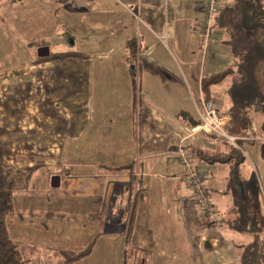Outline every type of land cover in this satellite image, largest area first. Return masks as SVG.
Instances as JSON below:
<instances>
[{"label":"crops","instance_id":"0c3cea01","mask_svg":"<svg viewBox=\"0 0 264 264\" xmlns=\"http://www.w3.org/2000/svg\"><path fill=\"white\" fill-rule=\"evenodd\" d=\"M203 1L0 0V127L14 195L8 231L35 264H60L58 251H80L93 240L92 252L72 264H122L131 173L143 190L130 242L148 264H238V245L252 235L228 221L260 219L262 185L244 166L258 148L242 143L264 142V107L251 111L238 167L194 155L229 148L191 126L200 119L203 78L232 61L218 21L207 44L199 33ZM129 40L138 49L135 80ZM35 45L82 56L35 62L44 57ZM229 82L210 88L223 112L231 106ZM181 145L210 193L212 226L201 223L183 179L189 168ZM129 163L133 170L114 169ZM34 165L40 167L26 178Z\"/></svg>","mask_w":264,"mask_h":264},{"label":"trees","instance_id":"16d2710c","mask_svg":"<svg viewBox=\"0 0 264 264\" xmlns=\"http://www.w3.org/2000/svg\"><path fill=\"white\" fill-rule=\"evenodd\" d=\"M59 1L61 3L67 2V0ZM217 21L228 32L225 43L231 49L232 61L225 70L203 78V93L205 98L210 100L211 86L230 77L225 93L231 100V106L229 111L225 113H230L232 119L226 125V130L232 135L249 137L250 135L245 134V130L252 123L251 111H254L255 108L262 109L264 107V0H235L233 3L222 5L214 18V25L217 24ZM128 47L131 70L135 80L136 72H134L135 65L133 64L138 49L135 41L131 40L128 42ZM69 56L82 55L71 51L51 52L47 56L38 57L35 62L44 60L61 61ZM200 121V119L193 120L191 126H197ZM231 124L233 127H231ZM235 126H238V129ZM245 140L247 139L240 140L238 146L225 140L229 147L227 151L210 152L203 148H197L194 155L209 164L226 163L235 164L238 167L239 162L241 164L245 160L241 147V142ZM38 167L40 165L26 168L28 171L26 178H30L32 172ZM133 167L134 164L129 163L114 169L133 170ZM6 170L7 163L0 127V264H35V261L9 235L8 217L14 211V195L13 190L7 184ZM67 170L70 173L72 168ZM253 180V177L248 179L249 185L252 184ZM142 182V178H137L131 173L122 264H148L147 254L130 242L138 195L143 190ZM253 194L254 191H248V196L252 199L256 196ZM258 206L259 220L236 219L228 221L232 228L239 231H249L252 235L250 241L238 245V264H264V203L262 199L258 201ZM200 221L205 226L214 224L210 216L202 213L200 214ZM94 244L95 240L80 251H58L60 264H72L82 260L92 252Z\"/></svg>","mask_w":264,"mask_h":264},{"label":"built area","instance_id":"2783aa9c","mask_svg":"<svg viewBox=\"0 0 264 264\" xmlns=\"http://www.w3.org/2000/svg\"><path fill=\"white\" fill-rule=\"evenodd\" d=\"M220 9V0L203 1L202 18L198 30L206 44L211 39L214 31V18ZM198 112L201 121L195 129H199L207 134H215L221 139L237 146L239 145L238 142L240 140L249 138L228 133L226 125L232 119L231 114L219 110L211 100L202 97L200 106L198 107ZM179 153L181 161L189 168V171L183 176V179L188 182L189 186L192 188L200 212L207 216H211L214 209L208 188L203 184L201 178L196 174V171L192 169L191 161L184 146L181 145L179 147Z\"/></svg>","mask_w":264,"mask_h":264},{"label":"rangeland","instance_id":"374dc122","mask_svg":"<svg viewBox=\"0 0 264 264\" xmlns=\"http://www.w3.org/2000/svg\"><path fill=\"white\" fill-rule=\"evenodd\" d=\"M36 33H37V30L35 29ZM39 32H42L39 30ZM50 38V37H49ZM47 40H50V42L52 41V45H51V49L53 51L56 50V38L52 37V40L51 39H47ZM54 40V42H53ZM41 42V41H40ZM34 48L38 51L39 50V47L37 45L34 46ZM173 54V53H172ZM252 130L256 131L255 133H259V129L254 126L251 128ZM264 133V132H263ZM242 143V142H241ZM255 145L252 147L251 145L248 147L247 146V143H242V145H244L247 149L248 148H258V152H257V156H254V155H251L250 154V158H247L246 161L244 162V166H246L247 169L250 170L251 174L253 175V173L257 176V179H259L260 181V184L262 185L261 186V196L263 197L264 196V153L262 152L263 150V147H264V142L262 141H255ZM54 176V175H53ZM53 176L51 177V179L53 178ZM261 197V198H262ZM245 236V235H244ZM247 237L248 239V236H245Z\"/></svg>","mask_w":264,"mask_h":264},{"label":"water","instance_id":"95a60500","mask_svg":"<svg viewBox=\"0 0 264 264\" xmlns=\"http://www.w3.org/2000/svg\"><path fill=\"white\" fill-rule=\"evenodd\" d=\"M50 53V49H49V47L48 46H42V47H40L39 48V50H38V54L40 55V56H45V55H47V54H49ZM56 181V182H55ZM60 184V177L58 176V175H56V176H54L53 178H52V185L53 186H58Z\"/></svg>","mask_w":264,"mask_h":264}]
</instances>
